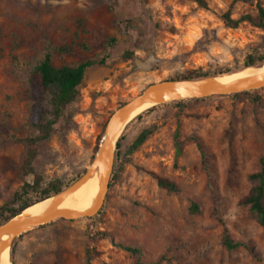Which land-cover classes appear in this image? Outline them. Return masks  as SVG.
I'll return each mask as SVG.
<instances>
[{"label": "rangeland", "instance_id": "1", "mask_svg": "<svg viewBox=\"0 0 264 264\" xmlns=\"http://www.w3.org/2000/svg\"><path fill=\"white\" fill-rule=\"evenodd\" d=\"M208 2L210 10L192 0H0V206L37 178L39 189L27 199L50 182H77L94 163L112 113L149 85L189 73L235 72L248 57L264 58V0ZM226 13L253 22L231 29L222 20ZM69 46L70 53L61 52ZM47 48L57 67L108 60L87 70L77 100L38 145L27 174L28 80ZM127 51L133 59H123ZM43 107L50 111V95ZM149 111L120 136L100 212L14 238L13 264H87V249L90 264H264V227L242 204L264 158V88ZM186 137L198 138L204 155ZM157 178L174 182L178 192L160 189ZM225 235L243 247L227 250Z\"/></svg>", "mask_w": 264, "mask_h": 264}, {"label": "trees", "instance_id": "2", "mask_svg": "<svg viewBox=\"0 0 264 264\" xmlns=\"http://www.w3.org/2000/svg\"><path fill=\"white\" fill-rule=\"evenodd\" d=\"M199 8L210 10L208 0H192ZM260 14V26L264 28V11L259 7ZM222 20L225 25L231 29L239 27L244 22H253L250 16H243L238 20H233L229 13L223 15ZM73 46L65 47L61 49L63 53H70ZM134 57V53L125 52L123 54L124 60H131ZM108 60V57H102L99 59L87 60L79 63L76 66H61L57 67L54 65L52 60L51 48H47L43 54L40 62L35 66L30 74L28 83L30 87V96L32 99L31 114L29 119V128L33 133L32 137H29L23 141L26 150L25 167L27 168L26 173L30 174L33 172V166L37 158L38 145L40 143L48 141L55 130L56 125L64 115L66 108L73 102H75L79 95V87L82 85L86 72L89 68L94 66H104ZM264 64V58L257 61L254 57H248L244 64V69L261 67ZM219 73L217 75L189 73L177 80H194V79H208L211 77H217L224 74H235L240 71ZM204 80V79H202ZM45 95L51 96V109L47 111L43 107ZM124 105V104H123ZM122 106V105H121ZM120 106V107H121ZM150 109L149 112L157 109ZM150 132H146L134 145V148L138 147L145 138L150 135ZM180 135L175 134V147H176V161L182 156V142L179 141ZM123 137H121L117 143V147L120 146ZM186 140H192L198 146L200 152L204 155L203 147L201 142L196 137H186ZM250 181L253 186L248 195L243 199L242 204L249 208L250 212L254 214L256 222L259 226L264 227V158L261 159V168L258 172L250 175ZM40 179L37 178L35 184L30 185L26 183L21 188L20 192L15 193L12 200L4 206H0V225L8 222L9 220L17 217L28 207L37 204L40 201L56 196L67 188H70V184H63L61 181L56 180L46 185V188L38 192L36 199H27L30 191L38 190L40 186ZM75 184V183H74ZM157 185L160 189L165 190L169 193H177L178 187L174 182H170L165 178H157ZM195 207V205H194ZM43 227V226H42ZM41 227V228H42ZM224 247L229 250H235L243 247L240 243H233L232 240L225 235ZM130 252L137 253L136 250L127 249ZM91 249L86 251V263L90 264L91 261Z\"/></svg>", "mask_w": 264, "mask_h": 264}, {"label": "water", "instance_id": "3", "mask_svg": "<svg viewBox=\"0 0 264 264\" xmlns=\"http://www.w3.org/2000/svg\"><path fill=\"white\" fill-rule=\"evenodd\" d=\"M202 79H205V78H202ZM202 79L165 80V81L153 83L149 85L141 94L136 96L131 101L125 103L124 105H122L121 107H119L112 113V115L110 116V118L108 119L106 123L105 135L101 142L98 155L94 163L91 165V167L88 169L87 173L85 174V175H88L92 171V166L101 161L102 171H103V186L99 194L97 195L93 208L90 211L79 212V211H73V210H63V211H58L54 213H49L47 215L40 216V217H31V218H26L22 221H17V219L21 216L22 214L21 213L17 217L0 225V235L2 233H7V232L13 233L14 236L12 237L10 241V245H11L14 238L19 237L22 234L28 231H31L33 229H38L53 221H56L59 219L68 220V221L79 220V219L92 218L96 216L100 212L104 204L105 197L109 189L111 176L113 173L114 152L117 147V142L120 138L119 137L116 140V142H114V139H113L114 133L119 128L121 124V119L129 115L136 109H138L145 102V99L152 92H167V91L172 90L173 88H179V89H183V90L196 93L197 96L193 98H207V97H212V96L235 95V94H240L243 92H248L251 90H259V89L264 88V73L259 75L258 77H254L248 80L247 82L243 84H238L233 87H222V86L204 87L200 84V81ZM83 177H81L79 180H81Z\"/></svg>", "mask_w": 264, "mask_h": 264}, {"label": "bare ground", "instance_id": "4", "mask_svg": "<svg viewBox=\"0 0 264 264\" xmlns=\"http://www.w3.org/2000/svg\"><path fill=\"white\" fill-rule=\"evenodd\" d=\"M138 65L141 67L144 66L141 63H138ZM263 73L264 65L259 68L250 67L235 74L201 80L200 84L204 87H233L238 84H243ZM196 96L197 94L194 92L179 88H173L167 92H152L138 109L121 119V124L114 133V142L120 137L121 132L124 131L123 129L130 121L146 111L166 103L187 100ZM102 186L103 171L100 161L92 166V171L88 175H85L64 192L25 209L17 221L31 217H40L63 210L90 211L95 204ZM13 236V233L8 232L0 235V264H13L9 255L10 241Z\"/></svg>", "mask_w": 264, "mask_h": 264}]
</instances>
